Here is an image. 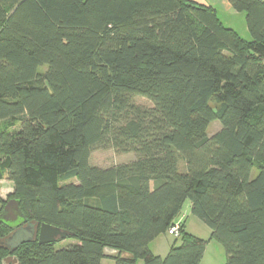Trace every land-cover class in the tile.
<instances>
[{
	"label": "trees",
	"instance_id": "obj_1",
	"mask_svg": "<svg viewBox=\"0 0 264 264\" xmlns=\"http://www.w3.org/2000/svg\"><path fill=\"white\" fill-rule=\"evenodd\" d=\"M230 4L250 39L192 0H0V179L25 222L73 240L0 246V264H198L182 222L148 248L186 200L222 264H264V1ZM95 148L135 157L101 168Z\"/></svg>",
	"mask_w": 264,
	"mask_h": 264
},
{
	"label": "rangeland",
	"instance_id": "obj_2",
	"mask_svg": "<svg viewBox=\"0 0 264 264\" xmlns=\"http://www.w3.org/2000/svg\"><path fill=\"white\" fill-rule=\"evenodd\" d=\"M45 68L46 67L43 66L40 68V70H44ZM133 100L136 104L144 107H150L152 105L151 102L144 97L135 96ZM210 105L214 106L213 102H211ZM219 128H220V123L218 121L216 120L211 121L207 126L206 132L210 136L214 134L216 131H218ZM134 157H135L134 153L131 152L118 153L113 149L95 148L89 156V163L94 166L105 168L115 164L128 162L132 160ZM179 220L183 221L186 231L192 233V235L203 239L208 237V234L210 233L209 227H207L204 223H202L200 220H198L195 216L191 214L189 200H186L184 202L180 213L174 219V221L176 222ZM180 240H181V236L175 238L173 235H169L166 232L154 238L148 244V248L154 254L163 255L164 253H167L166 251H168L165 250L163 245L165 246H167V244L171 245L172 242L178 244ZM71 242H73V240L70 238L59 239L54 242V247L56 249L62 248L67 246ZM211 244L214 245L209 244L201 264H222L225 260V252L223 246L217 242ZM213 246H217V248ZM140 263L141 261H138V264ZM100 264H114V261L110 258H104Z\"/></svg>",
	"mask_w": 264,
	"mask_h": 264
},
{
	"label": "water",
	"instance_id": "obj_3",
	"mask_svg": "<svg viewBox=\"0 0 264 264\" xmlns=\"http://www.w3.org/2000/svg\"><path fill=\"white\" fill-rule=\"evenodd\" d=\"M0 221L5 222L13 229L9 234L0 238V246L12 251L18 248L21 244L37 240L39 244L53 243L58 239L65 238L69 232L58 227L41 223L38 225L35 222L27 221L19 209V202L14 198L8 199L0 211ZM117 250L104 247L103 255H116ZM121 254H125L124 251ZM12 264H18L15 260Z\"/></svg>",
	"mask_w": 264,
	"mask_h": 264
},
{
	"label": "crops",
	"instance_id": "obj_4",
	"mask_svg": "<svg viewBox=\"0 0 264 264\" xmlns=\"http://www.w3.org/2000/svg\"><path fill=\"white\" fill-rule=\"evenodd\" d=\"M192 1H195V2L200 3V4H206V5L211 6L214 9V11H215L217 17L219 18V20L226 27H229V28L235 30L241 37H243L245 39H250L251 38L250 33H249V31L247 29V26H246V22H245V13L242 12V11H237V10L233 9V7L230 4V0H192ZM12 191H13L12 182L10 180H7L6 178L0 179V211H1V208H2V202L7 200V196ZM179 221L183 223V221H181V220H179ZM183 228H184L185 232H187L189 234H192V233L186 231V229L184 227V223H183ZM210 234H211V231L208 234V237L205 238V240L207 242H206V245H205V249H204L203 255H202V257H201V259H200L198 264L202 263V259L204 257V254H205L209 244L210 245H214V244H211V243L216 242L215 240H213L211 238ZM172 244H173V242H172ZM171 245L167 244V246H165V245H163V246H164L165 250H169ZM213 247L217 248V246H213ZM165 254L166 253H164L163 255L162 254L161 255L159 254V255L160 256H164ZM103 259H101V261ZM101 261H100V263H101Z\"/></svg>",
	"mask_w": 264,
	"mask_h": 264
},
{
	"label": "built area",
	"instance_id": "obj_5",
	"mask_svg": "<svg viewBox=\"0 0 264 264\" xmlns=\"http://www.w3.org/2000/svg\"><path fill=\"white\" fill-rule=\"evenodd\" d=\"M180 221H174L173 224H171L168 229H167V233L169 235H173L175 238L180 236Z\"/></svg>",
	"mask_w": 264,
	"mask_h": 264
},
{
	"label": "flooded vegetation",
	"instance_id": "obj_6",
	"mask_svg": "<svg viewBox=\"0 0 264 264\" xmlns=\"http://www.w3.org/2000/svg\"><path fill=\"white\" fill-rule=\"evenodd\" d=\"M6 263L7 264H12L13 263V260L12 259H8Z\"/></svg>",
	"mask_w": 264,
	"mask_h": 264
}]
</instances>
